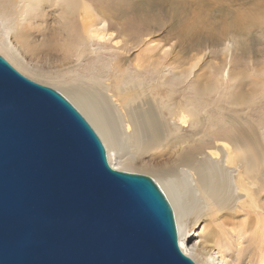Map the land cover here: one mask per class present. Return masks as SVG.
I'll return each mask as SVG.
<instances>
[{"label": "bare ground", "instance_id": "obj_1", "mask_svg": "<svg viewBox=\"0 0 264 264\" xmlns=\"http://www.w3.org/2000/svg\"><path fill=\"white\" fill-rule=\"evenodd\" d=\"M46 7H54L58 19L38 25L45 24ZM126 34L112 31L102 10L84 0H0V55L81 113L101 139L109 166L155 180L172 207L181 252L195 263L200 259L196 264H243V234L252 228L256 253L246 264H264V117L255 125L249 120L264 109V68L248 86H234L225 46V62L212 66L209 81L199 84L190 75L200 57L182 72L140 54L129 62L126 55L142 37ZM11 39L22 52L61 57L70 66L62 73L32 67ZM111 42L121 46L109 47ZM157 159V165L148 163ZM238 213L249 218L240 232L226 227L223 216ZM203 223L218 233L212 237L216 258L188 248V234Z\"/></svg>", "mask_w": 264, "mask_h": 264}, {"label": "water", "instance_id": "obj_2", "mask_svg": "<svg viewBox=\"0 0 264 264\" xmlns=\"http://www.w3.org/2000/svg\"><path fill=\"white\" fill-rule=\"evenodd\" d=\"M0 264H195L157 185L109 166L81 113L1 56Z\"/></svg>", "mask_w": 264, "mask_h": 264}, {"label": "rangeland", "instance_id": "obj_3", "mask_svg": "<svg viewBox=\"0 0 264 264\" xmlns=\"http://www.w3.org/2000/svg\"><path fill=\"white\" fill-rule=\"evenodd\" d=\"M84 1L94 11L98 8L102 10L107 16L111 30L115 33H127L128 38L134 39L139 36L142 37L138 47L131 49L130 54L126 55L129 62L135 61L136 55L140 54L150 56L151 61L169 64L176 68L181 66L182 72V70L187 69L185 68L187 64L190 65L191 62H195L196 58L200 57L201 60L197 67L192 70L190 78L192 82L205 84L211 78L210 69L219 65L221 60L225 62L221 51L223 47L228 46L231 50L230 73L236 75L233 82L234 86L238 83H244L248 86L252 80L251 75L255 71L264 68V0ZM41 15L45 20V24L38 22V25L50 26L58 19V13L55 12L54 7L44 8ZM34 35L38 37L37 34ZM34 39L37 40L36 42L39 40V38ZM11 45L17 49L24 61L32 67L48 70L51 73H62L70 66L66 64L67 61L62 65L63 62H60L61 57L46 55L34 57L27 49H23L25 52H22L18 45H15L13 39H11ZM108 46L113 47V42ZM120 46L121 43L115 47L119 48ZM1 57L3 58V56ZM184 85H181V91L184 89ZM263 111V107H259L249 118L253 125L264 117ZM208 134L209 131L206 130L201 135L206 138ZM186 137L194 139L190 134H187ZM200 144L208 145L212 142L200 139ZM155 161L149 160L148 163L151 165L160 163L159 159ZM141 175L144 174L141 173ZM147 177L157 184L150 176ZM159 189L163 193L161 188ZM163 195L165 196L164 193ZM223 216L225 217L226 227L237 226L234 230L236 232H240L242 230L241 224L249 219L244 218L241 213L231 217ZM201 229L203 230L201 231ZM210 229L212 228H206L205 223L194 226L192 228L194 232L188 234L187 245L188 248L190 246L195 248L198 253H202L201 251L205 249L216 258L212 237L218 233ZM243 235L245 246L242 258L244 259L243 264H246L248 259L255 256L256 244L252 238V228ZM199 260L195 258L196 263ZM214 262L217 263V261Z\"/></svg>", "mask_w": 264, "mask_h": 264}]
</instances>
